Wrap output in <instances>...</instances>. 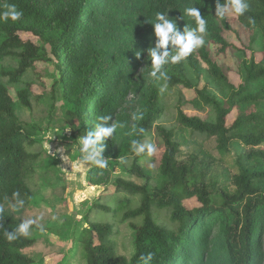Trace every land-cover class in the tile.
I'll use <instances>...</instances> for the list:
<instances>
[{
	"label": "trees",
	"instance_id": "obj_1",
	"mask_svg": "<svg viewBox=\"0 0 264 264\" xmlns=\"http://www.w3.org/2000/svg\"><path fill=\"white\" fill-rule=\"evenodd\" d=\"M182 1L0 0V11L14 4L23 13L18 21L0 20V60L10 58L16 64L0 68V264H32L23 251L34 240L28 235L9 241L4 230H14L33 208L37 167L45 151L16 109L31 108L34 83L23 79L29 71L37 74V64L49 62V55L57 73L53 86L70 106V119L78 122L81 136L94 130L97 117H112L108 124L115 131L102 153L108 162L124 168L135 156L132 141L143 142L153 130L164 147L153 186L151 174L135 163L128 172L144 179L143 185L122 178L111 182L107 168L87 172L90 186L113 195L97 205V215L81 233L86 264H143L141 256L150 252V264H209L215 253H222L225 264H264V0H246V13L234 15L241 30L226 17H215L216 0L191 2L207 21L205 43L172 64L169 79L163 81L194 93L192 99L177 103L176 129L157 124L165 111L158 86H149L133 112L125 110L116 86L130 77L126 70L139 65L136 52L145 44L140 40L149 36L147 31L141 34V17H150V29L157 12L167 13ZM186 26L196 27L192 18ZM225 33L238 45L228 42ZM245 35L247 44L242 42ZM229 51L242 59L237 84L218 62ZM202 72L215 88L210 89V83L198 87L194 80ZM188 105L207 113L189 115ZM187 130L214 137L220 155L239 151L236 173L230 177L233 190L209 189L203 174L194 172V158L178 161L177 134ZM14 193L25 201L23 207H11ZM188 200H195L196 206L187 207ZM114 221L132 230L129 259L118 256L111 241Z\"/></svg>",
	"mask_w": 264,
	"mask_h": 264
},
{
	"label": "rangeland",
	"instance_id": "obj_2",
	"mask_svg": "<svg viewBox=\"0 0 264 264\" xmlns=\"http://www.w3.org/2000/svg\"><path fill=\"white\" fill-rule=\"evenodd\" d=\"M192 1L183 0L177 7L167 12L169 18L176 20L181 32L189 20L187 16H183V19L181 17L185 7H189ZM141 19H143L141 30L144 31L141 34L145 35L147 31L149 36L142 41L140 34L137 37L141 43H145L139 57V65L132 70H126L127 74L130 73V77L119 80L116 86L121 91L125 110L130 112L136 108L138 100L147 93L150 85L158 86L162 91L161 102L165 111L157 124L167 129H176V105L179 101L192 99L194 93L180 85L169 87L163 81L157 82L149 76L151 60L147 50L155 47L158 41L154 36L153 26L147 29L150 25V17L146 14ZM226 20L235 29H242L235 21L234 15L226 16ZM22 37L32 41L36 39L27 34ZM225 38L228 42L238 43L228 33H225ZM246 38V35L242 37L244 44L248 42ZM168 50L171 52V45ZM49 57V62L37 64V74L29 71L23 79L24 82L34 83V94L30 97L31 108L18 106L16 109L19 119L27 125L28 131L40 140L45 151L37 167L38 188L33 193V208L23 216L24 220L35 219L38 224L33 225L29 234V237L34 240L33 244L23 252L32 260V264H86L83 247L79 240L81 233L83 229L88 228L87 223L97 215V205L109 202L113 193L110 190L103 195L101 187L88 184L87 172L95 166L77 165L80 158L79 125L76 120L70 119V106L60 98L58 89L53 86L57 80V73L53 56L49 55ZM241 60L240 54L234 51L218 57L219 64L236 84L239 81L236 71ZM8 66H16V64L10 58L0 60V68ZM172 67V64H167L163 71L169 75ZM194 82L199 88L209 83L210 89L215 88L205 72L195 78ZM10 90L15 95L14 88L10 87ZM185 110L189 115L201 117L207 113V110L197 111L189 105L185 107ZM176 140L179 143L178 161L189 163L191 158H194V172L203 174L202 179L209 189L224 187L229 188L230 191L233 190L230 177L237 170L235 161L238 150L232 149L228 154L220 155L216 149L214 137L193 134L188 130L177 134ZM143 142L154 144L155 151L150 155L135 154L134 158L125 163L124 168L107 161L106 168L111 182L122 178L137 185H143L144 179L137 178L128 172L135 163L151 174L150 186L155 185L159 161L164 151L163 143L154 130ZM59 148L65 149L63 152V155H67L65 160L61 159V154H57ZM184 204L187 207L196 206L195 200L185 201ZM41 228L43 231L40 230ZM110 238L118 256L129 259L133 253L132 230L129 225L114 221ZM192 253L194 254L193 251ZM203 257L202 263L205 255ZM197 258L198 256L194 255V259ZM204 263L208 264L207 261ZM209 264H225L222 253H215Z\"/></svg>",
	"mask_w": 264,
	"mask_h": 264
},
{
	"label": "clouds",
	"instance_id": "obj_3",
	"mask_svg": "<svg viewBox=\"0 0 264 264\" xmlns=\"http://www.w3.org/2000/svg\"><path fill=\"white\" fill-rule=\"evenodd\" d=\"M6 10L0 11V20L3 21H18L23 13L19 11L14 4L4 6ZM246 0H216L215 17L223 19L228 15L237 17L243 16L248 10ZM183 16L192 18L195 22V28L184 27L183 32L178 28L177 22L169 18L168 13L157 12L155 20L152 22L154 28V36L158 43L155 47L149 48L148 55L151 60L149 76L155 81H167L169 79L163 68L167 64H176L186 59L195 49L200 48L205 43L203 34L206 33L207 21L201 16L198 8L194 6L185 7ZM171 45V52L168 50ZM159 53V54H158ZM140 52H136V57L139 58ZM110 115L99 116L96 118L95 128L93 131L87 132L78 139L80 158L77 162L78 166L93 165L100 169L107 167V160L102 153L105 149V141L112 137L115 128L108 124L111 120ZM143 131V129H141ZM132 150L136 155L144 153L152 154L156 146L151 142L132 141ZM65 149H57V154H61V159L65 160L67 155H63ZM14 203L11 205L13 209L24 206L25 201L19 198V193L13 194ZM2 211V209H0ZM35 219L22 220L19 225L12 231L4 230V235L7 240L12 241L18 236H28L33 225H37ZM43 231V228L40 229ZM153 259V254L150 252L146 256H141L143 264H150Z\"/></svg>",
	"mask_w": 264,
	"mask_h": 264
}]
</instances>
